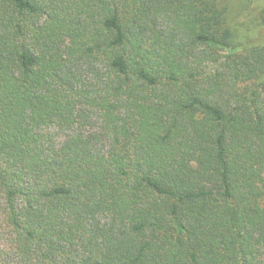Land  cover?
<instances>
[{"label":"trees","instance_id":"obj_1","mask_svg":"<svg viewBox=\"0 0 264 264\" xmlns=\"http://www.w3.org/2000/svg\"><path fill=\"white\" fill-rule=\"evenodd\" d=\"M233 1L0 0V264H264V0Z\"/></svg>","mask_w":264,"mask_h":264},{"label":"rangeland","instance_id":"obj_2","mask_svg":"<svg viewBox=\"0 0 264 264\" xmlns=\"http://www.w3.org/2000/svg\"><path fill=\"white\" fill-rule=\"evenodd\" d=\"M255 2H260V0H252L250 5L255 4ZM231 5L233 6V10H238V15L236 17L239 21L241 20V18H245V17H243L242 12H241L242 8H240L241 7L240 0H236V1L231 2ZM252 16H256V13L253 12L251 14V17ZM255 21L257 22V20H255ZM3 228H4V226H3V222H2V217L0 215V250L2 249L1 252H3V248L1 246V243H2L3 238H4V233L6 232L5 228L4 229ZM1 252H0V257H1Z\"/></svg>","mask_w":264,"mask_h":264}]
</instances>
